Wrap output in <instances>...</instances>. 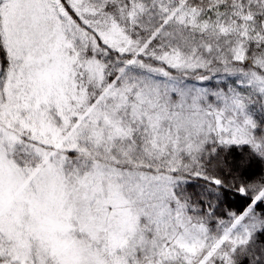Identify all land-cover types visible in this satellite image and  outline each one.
<instances>
[{"label": "snow or ice", "instance_id": "6c2138e0", "mask_svg": "<svg viewBox=\"0 0 264 264\" xmlns=\"http://www.w3.org/2000/svg\"><path fill=\"white\" fill-rule=\"evenodd\" d=\"M0 264H264V0H0Z\"/></svg>", "mask_w": 264, "mask_h": 264}]
</instances>
